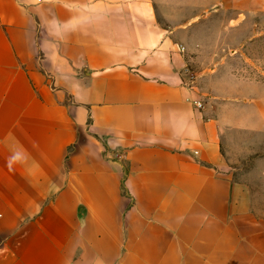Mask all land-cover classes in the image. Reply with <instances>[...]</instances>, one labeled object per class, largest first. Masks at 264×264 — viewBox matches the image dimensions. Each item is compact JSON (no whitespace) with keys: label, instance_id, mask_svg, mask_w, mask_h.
<instances>
[{"label":"crops","instance_id":"obj_1","mask_svg":"<svg viewBox=\"0 0 264 264\" xmlns=\"http://www.w3.org/2000/svg\"><path fill=\"white\" fill-rule=\"evenodd\" d=\"M189 1L0 0V264H264V81L192 70Z\"/></svg>","mask_w":264,"mask_h":264},{"label":"rangeland","instance_id":"obj_2","mask_svg":"<svg viewBox=\"0 0 264 264\" xmlns=\"http://www.w3.org/2000/svg\"><path fill=\"white\" fill-rule=\"evenodd\" d=\"M188 16L192 70L264 81V0L189 1ZM227 152L226 171L251 189L252 203L264 215V133L231 134Z\"/></svg>","mask_w":264,"mask_h":264},{"label":"built area","instance_id":"obj_3","mask_svg":"<svg viewBox=\"0 0 264 264\" xmlns=\"http://www.w3.org/2000/svg\"><path fill=\"white\" fill-rule=\"evenodd\" d=\"M180 51H181L182 53H185V52H186V48H185L184 46H181V47H180ZM191 79H193V78L191 77ZM198 105H199V107H202V103H201V102H198Z\"/></svg>","mask_w":264,"mask_h":264}]
</instances>
